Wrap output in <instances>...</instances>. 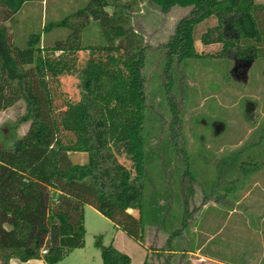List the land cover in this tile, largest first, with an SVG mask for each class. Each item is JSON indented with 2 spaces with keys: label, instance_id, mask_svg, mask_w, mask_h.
Masks as SVG:
<instances>
[{
  "label": "trees",
  "instance_id": "obj_1",
  "mask_svg": "<svg viewBox=\"0 0 264 264\" xmlns=\"http://www.w3.org/2000/svg\"><path fill=\"white\" fill-rule=\"evenodd\" d=\"M33 1L0 0V9H6L5 16H0V110L23 100L26 113L21 121H30L28 132L13 146L0 147V260L10 264L13 257L26 261L43 256L48 264L61 262L85 246L86 205L143 242L145 223L160 224L165 219L153 195L145 201L152 158L146 147V46L132 26L133 13L144 0H89L17 44L6 22L13 24L23 5ZM153 1L163 10L192 8L167 44L168 64L174 57L198 56L194 33L202 21L217 17L222 27L231 15L238 38L223 37L218 27L216 38L215 29L203 35L204 44L222 43V56L235 51L239 57L249 53L253 58L264 57V4L256 0ZM93 28L97 39L89 36ZM56 30L68 34L43 44L44 36ZM117 49L130 51V58L119 60ZM84 50L90 56L81 67L79 53ZM63 75L77 76L78 101L62 95ZM112 146H122L129 153L133 179L130 173L120 178L113 174ZM71 152L88 153L89 162L73 163ZM130 209H138L140 216ZM96 245L103 264H132L131 256L113 244L99 239ZM156 252L158 259L149 257L144 264H193L178 259L185 251L175 247L167 248L165 256ZM225 263L253 264L245 257Z\"/></svg>",
  "mask_w": 264,
  "mask_h": 264
},
{
  "label": "rangeland",
  "instance_id": "obj_2",
  "mask_svg": "<svg viewBox=\"0 0 264 264\" xmlns=\"http://www.w3.org/2000/svg\"><path fill=\"white\" fill-rule=\"evenodd\" d=\"M88 1L28 2L15 22L6 24L16 43L23 44L46 23ZM0 10V16H5V7ZM191 12V7L179 6L163 10L153 0H144L133 13V29L146 46V147L152 158L145 201L153 195L165 219L160 224L145 223L143 242L121 229L126 237L118 236L116 243L133 258V264H140L145 254L158 259L157 250L165 256L169 247L184 250L183 257L177 258L193 264H227L240 262L242 257L264 264V57L253 58L250 53L239 57L235 51L222 56V43L204 44L203 35L221 27L217 17H210L195 29L198 56L174 57L168 64L167 44ZM233 20L229 16L219 28L227 39L239 36ZM220 30L215 29L213 38ZM67 34V30H56L44 36L43 44ZM89 36L97 39V30L93 28ZM89 54L88 50L79 53L81 67ZM116 56L122 61L131 53L117 49ZM60 83L65 99H80L76 75L61 76ZM25 113L23 100L0 110L1 148L13 146L28 132L30 121H21ZM111 151L113 174L120 178L130 173L133 179L129 153L122 146H112ZM83 153L89 162L86 152H73L72 159L69 153V157L79 164ZM132 214L139 217L140 211L132 209ZM84 224L85 247L59 264H81L83 260L103 264L97 241L115 246L117 225L91 205L85 206ZM0 264L4 262L0 260Z\"/></svg>",
  "mask_w": 264,
  "mask_h": 264
},
{
  "label": "crops",
  "instance_id": "obj_3",
  "mask_svg": "<svg viewBox=\"0 0 264 264\" xmlns=\"http://www.w3.org/2000/svg\"><path fill=\"white\" fill-rule=\"evenodd\" d=\"M259 2V1H258ZM260 3V2H259ZM264 4V3H263ZM72 153L73 152H71L70 153V156H71V159H72ZM85 156L83 157V156H80V163L79 164H85V163H87L88 162V158H86V154L85 153H83ZM74 162V161H73ZM97 211V210H96ZM98 212V211H97ZM129 212L130 213H132V209H130L129 210ZM100 213V212H99ZM101 214V213H100ZM136 216V215H135ZM136 217H138V216H136ZM117 232H116V237H115V239H114V242L116 243V240H117V237L118 236H122L123 238H125L126 236H124V234H123V232L124 231H122L120 228H118L117 227ZM127 234V233H126ZM127 239V238H126ZM85 247V246H84ZM84 247H82V248H78V249H75V250H73L71 253H74L76 250H80V249H83ZM115 247L118 249V250H120L119 249V247L117 246V243L115 244ZM144 249V248H143ZM121 251V250H120ZM123 252V251H122ZM71 253L67 256V257H69L70 255H71ZM125 253V252H124ZM126 254H128V253H126ZM129 255V254H128ZM130 256V255H129ZM132 258V257H131ZM148 258V254H145L144 255V257L142 258V260H141V262H140V264H144V262L146 261V259ZM60 263V262H59ZM59 263H56V264H59ZM134 263V261H133V258H132V264ZM10 264H48L47 263V261L44 259V257L42 256V257H40V258H31V259H28V260H26V261H24V260H21L20 258H17V257H13V258H11L10 259ZM81 264H91L90 263V261H87V260H83L82 262H81Z\"/></svg>",
  "mask_w": 264,
  "mask_h": 264
},
{
  "label": "built area",
  "instance_id": "obj_4",
  "mask_svg": "<svg viewBox=\"0 0 264 264\" xmlns=\"http://www.w3.org/2000/svg\"><path fill=\"white\" fill-rule=\"evenodd\" d=\"M44 251V253H46L47 252V250H43Z\"/></svg>",
  "mask_w": 264,
  "mask_h": 264
}]
</instances>
